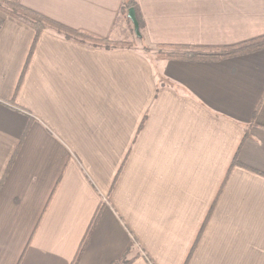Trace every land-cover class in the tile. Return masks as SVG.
I'll use <instances>...</instances> for the list:
<instances>
[{"label": "crops", "instance_id": "obj_1", "mask_svg": "<svg viewBox=\"0 0 264 264\" xmlns=\"http://www.w3.org/2000/svg\"><path fill=\"white\" fill-rule=\"evenodd\" d=\"M19 1L133 40L124 0ZM135 1L148 47L264 34V0ZM0 17V264H264V48L156 59L46 29L19 83L34 30Z\"/></svg>", "mask_w": 264, "mask_h": 264}, {"label": "trees", "instance_id": "obj_2", "mask_svg": "<svg viewBox=\"0 0 264 264\" xmlns=\"http://www.w3.org/2000/svg\"><path fill=\"white\" fill-rule=\"evenodd\" d=\"M129 7H134L136 18L139 23V28L142 26L141 19L139 17L137 5L135 0H124L120 6V13L129 21L127 17V10ZM0 11L4 14L12 16L13 18L27 24L34 30V38L28 58L23 68L19 83L23 77L24 71L27 67L28 60L32 54L33 47L43 30L51 29L56 33L62 35L66 39L77 41L84 44L100 46L105 48H117V47H132L135 46L134 41H126L120 39H111L108 37H101L90 34L88 32L71 28L59 21H56L50 17L41 14L29 7H26L20 3L19 0H0ZM3 23V18L0 17V25ZM158 59H176V60H192V61H215L224 59L227 57L253 52L264 48V34L256 36L254 38L241 41L239 43L224 45V46H204V45H180V44H160L157 45ZM143 49H147V46H143ZM18 83V84H19ZM5 102V101H3ZM20 110L22 108L18 107ZM247 133V131H246ZM19 144L16 146L9 162L8 167L14 160V157L18 151ZM236 157L234 162H236ZM101 208V207H100ZM100 208L96 211L93 220L91 222L89 232L93 229L97 218L100 213ZM83 249V245L80 247V251ZM131 259L124 258L114 264H128Z\"/></svg>", "mask_w": 264, "mask_h": 264}, {"label": "rangeland", "instance_id": "obj_3", "mask_svg": "<svg viewBox=\"0 0 264 264\" xmlns=\"http://www.w3.org/2000/svg\"><path fill=\"white\" fill-rule=\"evenodd\" d=\"M3 12L2 11H0V14H2ZM122 16H124V15H122ZM126 24L128 25V27H129V29H130V37L133 39L132 41H134V44L135 45H141L142 43H141V41H140V37H137L136 35H135V33H134V31H133V27H132V23H131V21L129 22L128 20H126ZM141 33V32H140ZM126 41H131V40H126ZM142 45H146L147 46V44H142ZM147 49L149 50V51H151V53L152 54H154V57H155V55L157 54V50H158V48H157V46L156 47H148L147 46ZM153 50V51H152ZM156 58V57H155ZM156 59H158V58H156Z\"/></svg>", "mask_w": 264, "mask_h": 264}, {"label": "water", "instance_id": "obj_4", "mask_svg": "<svg viewBox=\"0 0 264 264\" xmlns=\"http://www.w3.org/2000/svg\"><path fill=\"white\" fill-rule=\"evenodd\" d=\"M127 17L129 18V20L132 23V27H133V31H134L135 35L137 37H141L139 23H138V20L136 18V14H135L134 7H129L128 8V10H127Z\"/></svg>", "mask_w": 264, "mask_h": 264}]
</instances>
